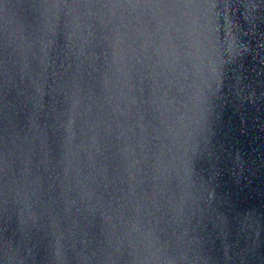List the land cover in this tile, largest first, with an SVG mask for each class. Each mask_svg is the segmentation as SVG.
Instances as JSON below:
<instances>
[{
	"label": "water",
	"instance_id": "obj_1",
	"mask_svg": "<svg viewBox=\"0 0 264 264\" xmlns=\"http://www.w3.org/2000/svg\"><path fill=\"white\" fill-rule=\"evenodd\" d=\"M0 264H264V0H0Z\"/></svg>",
	"mask_w": 264,
	"mask_h": 264
}]
</instances>
